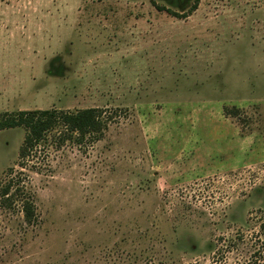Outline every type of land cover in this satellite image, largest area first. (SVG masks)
I'll return each mask as SVG.
<instances>
[{
	"label": "rangeland",
	"instance_id": "rangeland-1",
	"mask_svg": "<svg viewBox=\"0 0 264 264\" xmlns=\"http://www.w3.org/2000/svg\"><path fill=\"white\" fill-rule=\"evenodd\" d=\"M183 1L0 0V119L105 123L0 131V264H264V0Z\"/></svg>",
	"mask_w": 264,
	"mask_h": 264
},
{
	"label": "trees",
	"instance_id": "trees-1",
	"mask_svg": "<svg viewBox=\"0 0 264 264\" xmlns=\"http://www.w3.org/2000/svg\"><path fill=\"white\" fill-rule=\"evenodd\" d=\"M190 12L197 8L199 0H194ZM186 0L183 1L184 4ZM181 4V5H182ZM158 10L165 11L158 7ZM180 11L182 16L170 12L174 16L186 18L185 8L182 6ZM104 111L99 108H88L76 112H66L62 110H22L12 113H4L0 119V131L14 128H23L25 135L18 151L19 160H23L31 155L36 147L45 139L46 135L58 130V138L62 142L72 140L80 143L87 137H97L102 134L104 129ZM11 182L3 190V197L7 196L11 189ZM24 217L27 222H32L34 218V205L26 201L23 205Z\"/></svg>",
	"mask_w": 264,
	"mask_h": 264
}]
</instances>
